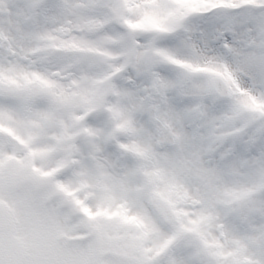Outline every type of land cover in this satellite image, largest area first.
<instances>
[{
	"label": "snow or ice",
	"instance_id": "6c2138e0",
	"mask_svg": "<svg viewBox=\"0 0 264 264\" xmlns=\"http://www.w3.org/2000/svg\"><path fill=\"white\" fill-rule=\"evenodd\" d=\"M0 264H264V0H0Z\"/></svg>",
	"mask_w": 264,
	"mask_h": 264
}]
</instances>
